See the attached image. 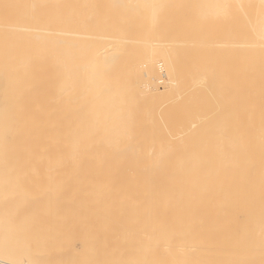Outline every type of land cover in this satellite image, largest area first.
<instances>
[{"label": "bare ground", "instance_id": "6f19581e", "mask_svg": "<svg viewBox=\"0 0 264 264\" xmlns=\"http://www.w3.org/2000/svg\"><path fill=\"white\" fill-rule=\"evenodd\" d=\"M0 41V164L50 206L0 209V264H264V0H0Z\"/></svg>", "mask_w": 264, "mask_h": 264}, {"label": "rangeland", "instance_id": "374dc122", "mask_svg": "<svg viewBox=\"0 0 264 264\" xmlns=\"http://www.w3.org/2000/svg\"><path fill=\"white\" fill-rule=\"evenodd\" d=\"M4 43H5V42H3V44H4ZM1 45H2V43H1V41H0V48H2V46H3V45H2V46H1ZM5 45H6V46L8 45V42H7V41H6ZM0 50L2 51V49H0ZM2 52H3V51H2ZM2 52L0 53V58H1V60H0V65L2 66V67H0L1 70H2V69H5V68H4V64H7V63H5L4 60H2V59H3L2 56H4ZM2 64H3V65H2ZM1 73H2V72L0 71V74H1ZM0 154H1V153H0ZM5 155H8V158H10V156H11L10 153H9V154H5ZM4 157H5V156H3V158H4ZM6 158H7V157H6ZM0 160H1V158H0ZM2 164H3V163H1L0 165H2ZM8 164H9V163H8ZM5 165H6V163H5ZM5 165L3 164V167L0 166V197H1V195H2V198H3V199L0 198V199H2V200H0V203H2V204L0 205V207H1L0 209H3V210H4L5 208H6V209H7V208L11 209V208H13V207H16V205H17V207H19V206H18V203L21 202L20 204H22V202H23V203L25 202L24 204H22V205L25 206V211L22 210L21 212H19L20 210H17V211H16L17 214H16V213H15V214H16V215H22V214H25L27 210L30 211V210L32 209L30 212L27 211V214H30V213L32 212V213L36 216L37 213L39 214V212L36 211V210H40L41 207H42L40 204H43V205L45 204V205H47L46 207H50V206L46 203V201H44V200L41 199L40 197H39V199H38L36 196H34V197H36V198L38 199V201H37V199L34 198V197H32V198L36 199L35 201H32V198H31L30 200H28V199H29L28 197H30L29 195H28V197H26L27 199L25 198L26 200H22V201H20V198L22 197V195L20 196V198H18V197H19V194H16V193L11 192V190H12V186H13V188H14V186L16 187L17 184H19V182L21 183V184H19V185L16 187V188H18V189H15V190H14V191L16 192V190H17V191H18V190H23V191L25 190V191H27V189H28V190H31V189H33V188H34V189H37V188H38L37 186H39V187L41 188V187H42V186H41L42 184H41V185H40V184H39V185H38V184H33L32 182H28L27 179L22 180V179H19V178H18V179H19V182H18V183H15L14 181H12L13 174H14V173L17 174V172L19 171V168H17V166L13 167L14 164H13V165L10 164L11 166H10V165L5 166ZM16 168L18 169L17 172H15V171L17 170ZM9 176H10V179L8 178ZM14 176L16 177V175H14ZM13 180H15V179H13ZM25 180H26V181H25ZM15 181H17V177H16V180H15ZM11 182H14V183H11ZM30 183H31V184H30ZM26 184H27V185H26ZM32 184H33V185H32ZM10 185H12V186L10 187ZM19 186H23V187H19ZM8 187H9L10 189H9ZM25 187H26V188H25ZM31 187H32V188H31ZM4 188H6V189H4ZM30 188H31V189H30ZM2 190H4V191L6 192V194L9 193V192H10V193H9L8 195H4L5 192L3 191V193H4V194H3V193L1 192ZM8 191H9V192H8ZM12 191H13V190H12ZM1 193H2V194H1ZM3 195H4V196H3ZM10 195H11V196H10ZM14 195H17V197L14 196ZM6 196H7V197H6ZM8 196H9L10 198H9ZM25 196H27V194H26ZM25 196H24V197H25ZM15 197H16V199L13 200V198H15ZM73 198H74V197H73ZM4 199H6V200L3 201ZM7 199H8V200H7ZM11 199L13 200L14 204H13V202H11V201H12ZM17 199H18L19 202L17 201ZM21 199H22V198H21ZM52 199L54 200V198H52ZM56 199H57V201H59V203H57V204H60V203L63 202V201H60V200H59L60 198H59V199H58V198H55V200H56ZM67 199H68V198H67ZM71 199H72V198L69 197L68 203H67V202H66V203H67V204H71V203H73L72 201H70ZM10 200H11V201H10ZM27 200H28V201H27ZM42 200H43V201H42ZM50 200H51V199H50ZM50 200H49V201H50ZM62 200H63V199H62ZM64 200H65V199H64ZM6 201H7V202H6ZM8 201H9V202H8ZM15 201H16V202H15ZM40 201H41L42 203H41ZM47 201H48V199H47ZM30 202H31V203H30ZM34 202H35L37 205H39V206H37ZM55 202H56V201H55ZM76 202H77V203H80V202H82V201L79 202V201L76 200ZM90 202H91V200H90ZM15 203H17V204L15 205ZM51 203H52V201H50V204H51ZM53 203H54V202H53ZM12 204H13V205H12ZM20 204H19V205H20ZM63 204H64V208L61 207V205H63ZM63 204L60 205L61 209H59V207L56 208V209H57V210H62V208H63V209L65 210V208H66V207H65V203H63ZM67 204H66V205H67ZM84 204H87V205H88V202H87V203H86V202H85V203H82V205H84ZM28 205H29V206H28ZM30 205H31V206L33 205V206L31 207ZM2 206H3L4 208H3ZM8 206H9V207H8ZM11 206H12V207H11ZM24 206H23V207H24ZM27 206H28L29 208H28ZM36 206H37V207H36ZM57 206H58V205H57ZM88 206H90V205H88ZM17 207H16V208H17ZM35 207H36L37 209H36ZM46 207H45V208H46ZM52 207L54 208V205H52ZM55 207H56V206H55ZM69 207H70V206H69ZM20 208H22V206H20ZM27 208H28V209H27ZM53 208H51V211H56V210H53ZM9 209H8V210H9ZM33 209H35V210H33ZM47 209H48V208H47ZM47 209H46V210H47ZM49 209H50V208H49ZM49 209H48V210H49ZM41 210H42V209H41ZM43 210H44V208H43ZM46 210H45V211H46ZM68 210H69V209L67 208V209L65 210V212H66V211L68 212ZM51 211H48V212H50V214H54V213H51ZM62 211H63V210H62ZM73 211H74V210H73ZM2 212H4V211H1V210H0V213H2ZM11 212H12V209H11ZM22 212H23V213H22ZM34 212H37V213L35 214ZM43 212H44V211H43ZM46 212H47V211H46ZM48 212H47V214H48ZM69 212H71V210H70ZM5 213H6V210H5ZM13 213H14V212H13ZM18 213H19V214H18ZM20 213H22V214H20ZM32 213H31V214H32ZM59 213H60V212H59ZM73 213L76 214V212H73ZM73 213H72V214H73ZM78 213H80V212H78ZM86 213H87V212H86ZM88 213H90V212H88ZM2 214H3V213H2ZM2 214H1V215H2ZM8 214H9V212H8ZM31 214H30V215H31ZM42 214H43V213H42ZM55 214H56V213H55ZM55 214H54V215H55ZM80 214H81V213H80ZM82 214H84V216H83V215H69V214L67 215V213H66L67 216H64L65 214H64V215L60 214V216H58L59 214H56L57 216L55 215V217H54L53 219H52V218L47 219L48 222H47L46 224L49 223L48 225H49V229H50V230H52L51 228H54V227H55V230H56L57 228H61V229H63V230L65 229L64 232H65V231H66V232L68 231V232H69V233H68V237L70 236V237L72 238V239L69 238L70 241L73 240V244H72V245H74L76 249H77V248L81 249L82 246H80V245H82V244L84 243V242H82V238H84V235H88V234H89V236H90V234L92 233L91 230H92L93 232H95L96 229H99V230H100L99 227H104L103 225L106 226L105 223L101 224L102 226H99V227H97V225L93 224L94 221H96V220H97V217H99V216L94 217L93 215H92V216L90 215L91 213L88 215V214H85V212L82 213ZM10 215H11V214H10ZM13 215H14V214H13ZM45 215H46V214H45ZM48 215H49V214H48ZM54 215H51V216L53 217ZM43 216H44V215H43ZM46 216H47V215H46ZM78 216H79V217H78ZM37 217H38V215H37ZM68 217H69L70 219H69ZM100 217H101V216H100ZM100 217H99V218H100ZM81 218H82V219H81ZM99 218H98V219H99ZM101 218H102V217H101ZM121 218L124 219V217H116V219H121ZM38 219H39V217H38ZM40 219H41V218H40ZM50 219H51V220H50ZM107 219H110V218H109V217H108V218H104V216H103V218H102V220H104L103 222H106L105 220H107ZM43 220H44V219H43ZM45 220H46V219H45ZM49 220H50V221H49ZM68 220H69V221H68ZM71 220H72V221H71ZM75 220H76V221H75ZM79 220H80V221H79ZM83 220H84V221H83ZM100 220H101V219H99V221H98L97 223H99ZM40 221H41V220L37 221L36 224H38V222H40ZM108 221H109V220H108ZM108 221H107V222H108ZM45 222H46V221H44L43 223H45ZM91 222H92V223H91ZM41 223H42V221H41ZM41 223H40V224H41ZM51 223H52V224H51ZM53 223H54V224H53ZM100 223H102V222H100ZM36 224H35V225H36ZM40 224H38V225H36V226H39ZM64 224H66V225H64ZM35 225H33V226H35ZM52 225H53L54 227H53ZM57 225H58V226H57ZM83 225H85V226H83ZM86 225H87V226H86ZM99 225H100V224H99ZM13 226H15V225H13ZM40 226H41V225H40ZM40 226H39V227H40ZM51 226H52V227H51ZM72 226H73V227H72ZM91 226H92V227H91ZM1 227H2V226H1ZM50 227H51V228H50ZM106 227H107V226H106ZM9 228H10V229H9ZM9 228L7 227V228H5V230L8 229V230L11 231V230L14 229V228L11 229V226H9ZM87 228H88V229H87ZM40 229H42V228H40ZM79 229H80V230H79ZM55 230H53V232L50 231V232H51L50 235H52L51 237H53V238H51V239L54 240V241H55V237L53 236V234L56 233V232H58V231H60V230L58 229V231L55 232ZM71 230H72V231H71ZM82 230H83V231H82ZM106 230H109V229L106 228ZM106 230L104 231L103 229H101L100 231H101L102 233H107V232H108V235H109L110 231H106ZM3 231H4V230H3ZM47 231H48V229H47ZM76 231H77V232H76ZM85 231H86V232H85ZM79 232H80V233H79ZM89 232H90V233H89ZM111 232H112V231H111ZM60 233H61V232H60ZM69 234H70V235H69ZM50 235H49V236H50ZM60 235H61V234H60ZM79 235H80V237H79ZM91 235H92V234H91ZM103 235H105V234H103ZM106 235H107V234H106ZM0 236H2V232H0ZM34 236L36 237V235H34ZM37 236H38V235H37ZM49 236H48V238H49ZM65 236H66V235H65ZM65 236H63L62 240L65 238ZM121 236H122V235L119 234L118 238H116V240H115V241H116V242H115V245H120V243L118 244V242H119V240H121V238H120ZM125 236H126V235H125ZM131 236H132V234H131ZM134 236H135V237H138L137 235H134ZM2 237H3V236H2ZM40 237H41V236H40ZM40 237H38V238L40 239ZM57 237H58V239L56 240V242L59 243V244H61L62 240H60V238H59L60 236H57ZM81 237H82V238H81ZM86 237H87V238H90V237H88V236H86ZM105 237H106V236H105ZM107 237H108V236H107ZM107 237H106V238H107ZM36 238H37V237H36ZM18 239H19V238H18ZM18 239H16V240L13 239V241H14L15 244H14L13 242H10V243H9V242H8L9 240H7V242H5L6 240H5V241H2V242H0V247H1V248L4 250V252H6V253H7V252L10 253V251H11V253L13 252L14 254H15V253H20V252H19V249H20V248H18V245H19V247L21 246V248H24L25 245H23V243L25 244V243H27V241H25V240H18ZM33 239H34V238H33ZM43 239H44V237H43L42 239H40V240L42 241ZM66 239H68L67 236H66ZM69 239L67 240V243L70 242ZM78 239H79V241H78ZM85 239H86V238H85ZM107 239H108V238H107ZM118 239H119V240H118ZM17 240H18V241H17ZM30 240H32V238H31ZM40 240H38V241L36 240V241H34V242H33V240H32L31 242H33L34 244H36L37 242L39 243ZM108 240H109V239H108ZM10 241H11V240H10ZM19 241H22L23 243H19ZM24 241H25V242H24ZM77 241H78V242H77ZM109 241H110V240H109ZM35 242H36V243H35ZM63 242H64V241H63ZM65 242H66V240H65ZM65 242H64V243H65ZM132 242H133V245L128 243L129 246H130L131 248L137 247L136 251H138V253H139V252H142L141 249H143V247H142V248L140 247L142 244H141L139 241H138V242H139V243H138L137 240H135V239H134L133 241H131V243H132ZM16 243H19V244L16 245ZM38 243H37V244H38ZM64 243H63V244H64ZM71 243H72V241H71ZM85 243H87V242L85 241ZM116 243H117V244H116ZM122 243H123V242H122ZM37 244H36V245H37ZM108 244H109V243H108ZM136 244H138V245H136ZM57 245H58V244H57ZM70 245H71V244H69L68 246H70ZM72 245H71V246H72ZM111 245H112V244H111ZM111 245H110V246H111ZM113 245H114V243H113ZM126 245H127V244H126ZM61 246H62V245H60V247H61ZM74 246L71 247L70 250H71L72 248L74 249ZM133 246H134V247H133ZM62 247H63V246H62ZM112 247H113L114 250H115V247H116V246H112ZM139 247H140V248H139ZM43 248H44V247H43ZM46 248H47V247H46ZM66 248H68L67 245H66ZM66 248H61V250H62V249L65 250ZM34 249H35V248H34ZM37 249H40V248H37ZM51 249H52V248H51ZM68 249H69V248H68ZM149 249H150V248H149ZM149 249H148V250H149ZM3 250H1V251H3ZM5 250H6V251H5ZM35 250H36V249H35ZM53 250H54V249H53ZM53 250H52V251H53ZM59 250H60V249H59ZM59 250H57V251H59ZM70 250H69V252H72V251H73V250H72V251H70ZM81 250H82V249H81ZM150 250H152V249H150ZM21 251L23 252L22 249H21ZM32 251H33V252H32ZM52 251H49V248H48V251H46V252H45V250H44L43 252H40L39 250H38V251L36 250L35 252H38V253H34V250L31 249L30 252H32L33 255H34V254H36V255H38V254L41 255V256L38 255V256H37L38 259H37V258L33 257V255H31L30 252L24 253V252H26V251L24 250L23 254H26V255H23V256H26V258H29V259H31V260H36V261H32V262H31L32 264H42L43 261H42V262L40 261V263L37 262V261H39V259H40V260H44V263H45V261H46V259H47V261H46L47 264H51V263H52V264H61V263L64 264L65 261H66L67 259H69V261L71 260V259H70V256L72 255L71 253H70V255H69L68 257H67L66 254L64 253V254H65V257H67V258H65V257L63 258V255H62V254H59V253H55V254H54V251H53V252H52ZM66 251H67V250H66ZM66 251H65V252H66ZM75 251H76V250H75ZM111 251H113V249H112ZM127 251L130 252V253H127L128 256H132V255H137V254H138V253L135 251V248H134V250H133V249H132V250L130 249V250H127ZM4 252H3V254H6V253H4ZM47 252H48V253H47ZM49 252H50V253L52 252V253L54 254V257L52 256L53 254H49ZM59 252H60V251H59ZM61 252H62V251H61ZM67 252H68V251H67ZM80 252H81V251H80ZM153 252H154V250H152L151 253L153 254ZM45 253H47V254H49V255H46ZM81 253H82V252H81ZM83 253H84V252H83ZM131 253H132V255H131ZM149 253H150V251H149ZM20 254H21V253H20ZM20 254H19V255H20ZM29 254H30V255H29ZM42 254H43V255H42ZM68 254H69V253H68ZM77 254H78V253H77ZM79 254H80V253H79ZM112 254H113V253H112ZM162 254H163V255H166L165 252H163ZM16 255H18V254H16ZM36 255H35V256H36ZM44 255H45L47 258H46ZM81 255H82V254H81ZM92 255H93V254H92ZM43 256H44V257H43ZM94 256H95V255H94ZM94 256H93V257H94ZM39 257H40V258H39ZM42 257H43V258H42ZM58 257H59V258H58ZM74 257H75V256H74ZM82 257H83V256H82ZM85 257H88V258H86L85 261H84V259H83L82 261L86 262L87 264H92V263L97 264L96 262H99V261H97V260H98V258H99V260H100L101 255H100V257H98V258H97V256H95L96 258H95V257L93 258L91 255H90V256H89V255L86 256V254H85ZM85 257H84V258H85ZM44 258H46V259H44ZM91 258H93L92 260H94V259H96V260H95V261H92V260L89 261V259H91ZM101 258H102V257H101ZM135 258H136V257H135ZM135 258H134V259H135ZM55 259H56V260H55ZM72 259H73V258H72ZM87 259H88V260H87ZM102 259H105V258H102ZM74 260H76V259H73V262H76V261H74ZM77 260H78V259H77ZM80 260H81V259H80ZM51 261H53V262H51ZM67 261H68V260H67ZM78 261H79V260H78ZM87 261H88V262H87ZM70 262H71V261H70ZM70 262H69V263H70ZM90 262H92V263H90ZM101 262H103V261L101 260ZM101 262H100V263H101ZM46 263H45V264H46ZM69 263H65V264H69ZM71 263H72V262H71ZM86 263H84V264H86ZM100 263H99V264H100ZM79 264H83V263H82L81 261H79ZM101 264H102V263H101ZM181 264H191V263L181 262Z\"/></svg>", "mask_w": 264, "mask_h": 264}]
</instances>
